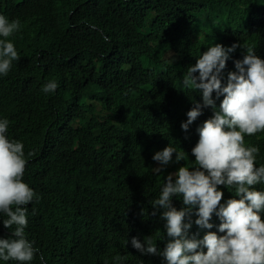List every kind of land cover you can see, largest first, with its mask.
<instances>
[{
    "label": "trees",
    "instance_id": "trees-1",
    "mask_svg": "<svg viewBox=\"0 0 264 264\" xmlns=\"http://www.w3.org/2000/svg\"><path fill=\"white\" fill-rule=\"evenodd\" d=\"M0 14L21 23L9 37L20 59L0 76V119L9 120V139L25 146L23 179L36 193L26 206L25 233L38 249L30 264H99L94 245L114 234L121 242L153 237L157 252L144 253L147 264H167L162 253L172 238L164 209L152 201L186 161L176 163L173 153L157 174L153 156L171 144L193 163L197 128L214 109L203 108L182 129L188 111L203 103L202 91L181 89L184 74L216 43L248 41L264 58V0H0ZM244 53L230 54L223 83ZM50 80L58 87L44 93ZM213 99L218 108L223 97L213 92ZM245 139L258 146L264 133ZM218 187L222 203L235 196ZM119 190L126 198L110 199ZM172 203L185 207L180 195ZM195 211L189 238L223 235L215 213L207 229L195 223ZM11 234L0 215V237Z\"/></svg>",
    "mask_w": 264,
    "mask_h": 264
},
{
    "label": "clouds",
    "instance_id": "clouds-1",
    "mask_svg": "<svg viewBox=\"0 0 264 264\" xmlns=\"http://www.w3.org/2000/svg\"><path fill=\"white\" fill-rule=\"evenodd\" d=\"M20 29L19 19L9 20L0 14V76H7L13 61L20 59L14 42L9 39ZM237 48L245 53L235 61L236 70L228 74L225 84L221 74ZM57 87V82L50 80L42 91L54 92ZM181 89L200 90L203 96V103L197 102L188 111V119L181 125L183 130H188L205 107H212L214 115L197 128L199 140L191 150L195 157L192 164L187 163L189 155L185 151H177L171 144L153 156L160 164L152 169L157 174L173 162V153L176 163L186 161L176 172L167 175L159 196L152 201L155 208L164 209L162 219L166 220L167 235L172 238L162 255L167 264H264L261 215L264 190L257 188L264 184V163L257 166L260 152L264 159V152L260 151L264 142L255 146L245 139L264 133V58L257 55L255 45L248 41L230 47L212 44L187 68ZM213 92L217 99L223 97L218 108ZM8 128L9 120L0 119V215L3 226L12 229L10 237H0V259L30 264L38 249L25 233L26 206L36 193L23 179L27 163L25 146L19 140L9 139ZM220 185L227 186L235 196L222 203L224 193ZM126 193L119 190L110 199L120 200L116 198L125 197L122 195ZM176 195L182 196L185 205L179 210L172 203ZM127 199L140 202L134 196ZM193 209H196L195 223L201 228L213 227L210 221L215 213L221 221L219 233L223 235L209 231L202 239L189 238ZM142 241L133 237L121 242L114 234L94 245L92 259L99 264H147L144 253L155 254L156 241L153 237Z\"/></svg>",
    "mask_w": 264,
    "mask_h": 264
}]
</instances>
